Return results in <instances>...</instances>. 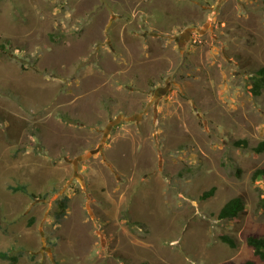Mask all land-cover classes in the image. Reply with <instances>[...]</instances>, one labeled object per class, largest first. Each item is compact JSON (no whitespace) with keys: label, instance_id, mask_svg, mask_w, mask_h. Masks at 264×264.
Returning a JSON list of instances; mask_svg holds the SVG:
<instances>
[{"label":"rangeland","instance_id":"374dc122","mask_svg":"<svg viewBox=\"0 0 264 264\" xmlns=\"http://www.w3.org/2000/svg\"><path fill=\"white\" fill-rule=\"evenodd\" d=\"M262 67L264 0H0V264H264Z\"/></svg>","mask_w":264,"mask_h":264},{"label":"trees","instance_id":"16d2710c","mask_svg":"<svg viewBox=\"0 0 264 264\" xmlns=\"http://www.w3.org/2000/svg\"><path fill=\"white\" fill-rule=\"evenodd\" d=\"M257 75L252 78V87L249 90L251 94L257 96L261 93V91L264 89V67L258 69L256 72ZM238 143H243L246 145V141H238ZM264 149V142L260 144L258 148H256L257 151H261ZM253 178H263L264 179V169H258L254 172ZM10 189L13 191H24L26 192V187L23 185L19 186H11ZM215 191V188H211L208 192H205L202 197L207 198L211 195H213ZM60 210L56 214V218L59 219L61 216L64 215V211L66 208V198H64L60 203ZM244 209V203L240 197H234L227 201L218 212L217 217L219 219H226V220H233L239 216V214ZM219 239L224 244L230 246L231 248L236 247V243L233 238H231L229 235L226 234H220ZM247 244L253 249V253L256 257H258L260 260H264V236H254L250 235L247 237ZM1 258L11 260L12 258L9 257L6 253H0ZM231 264V263H226ZM242 264H255L253 260H247Z\"/></svg>","mask_w":264,"mask_h":264},{"label":"water","instance_id":"95a60500","mask_svg":"<svg viewBox=\"0 0 264 264\" xmlns=\"http://www.w3.org/2000/svg\"><path fill=\"white\" fill-rule=\"evenodd\" d=\"M115 122H116V121H112L111 125H113ZM108 127H110V126H108ZM92 153H93V152H89V153L86 154V155H83V156L78 157L76 160L73 161V164L76 165V163H77L78 161H81V160L87 159Z\"/></svg>","mask_w":264,"mask_h":264}]
</instances>
